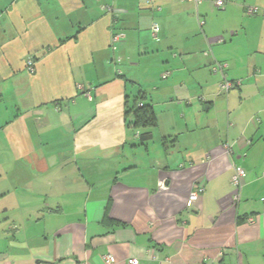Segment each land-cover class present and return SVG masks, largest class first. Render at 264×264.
<instances>
[{"label": "crops", "instance_id": "crops-1", "mask_svg": "<svg viewBox=\"0 0 264 264\" xmlns=\"http://www.w3.org/2000/svg\"><path fill=\"white\" fill-rule=\"evenodd\" d=\"M148 1L0 0V264H264V0Z\"/></svg>", "mask_w": 264, "mask_h": 264}, {"label": "built area", "instance_id": "built-area-1", "mask_svg": "<svg viewBox=\"0 0 264 264\" xmlns=\"http://www.w3.org/2000/svg\"><path fill=\"white\" fill-rule=\"evenodd\" d=\"M181 2H185V1H193L195 2L197 5L201 3L202 0H180ZM147 4L149 6H153V2L151 0H149L147 2ZM217 6L219 7H223L225 6L224 1H218L217 2ZM103 10H107L108 8L104 7L102 8ZM109 10V9H108ZM262 11L258 8V7H248L247 8V13L249 15H257L259 13H261ZM152 31H153V36L154 38H157V34H158V25L156 23H153V27H152ZM125 39L124 34L121 33H117L114 34L112 37V49L113 51L117 50V44H119L121 41H123ZM222 41V40H221ZM27 64V70L34 74L36 71L35 68V58L34 56H29L27 58L26 61ZM227 65L225 64H217L213 71L214 72H224V70L226 69ZM171 76V72H165V77H169ZM241 85L240 82H233L230 80H227L226 78L224 79L222 85H221V90L225 93H228L236 88H238ZM79 90H81L83 93H85L89 99H91L90 97V93L85 89L84 86H79ZM140 107H143L144 104L140 103L139 105ZM228 150L229 153L232 154L234 152V148L233 146L228 145ZM247 176V173L245 171V169L239 165L234 166L233 168V176H232V185L236 188V190L239 192L241 190V188L244 185V180ZM164 187V183L160 182V188ZM204 191V187L202 185H198L190 194L188 202H187V210L189 211H193L196 209L197 203L200 201L201 195ZM240 196L237 193L235 195V200L239 201ZM104 261L106 264H118V260L116 258V256H114L113 254L109 253L106 254L103 257ZM127 264H141L140 260L138 258H130L127 261Z\"/></svg>", "mask_w": 264, "mask_h": 264}, {"label": "trees", "instance_id": "trees-1", "mask_svg": "<svg viewBox=\"0 0 264 264\" xmlns=\"http://www.w3.org/2000/svg\"><path fill=\"white\" fill-rule=\"evenodd\" d=\"M145 100V96H138L134 101L135 103L133 107L131 109L127 107L126 109L125 115L126 118L130 120L129 125L135 129L146 128L149 126H154L156 124V118L153 109L150 106L144 104ZM140 103H143L144 106L140 107ZM150 139V133L141 135V141H148Z\"/></svg>", "mask_w": 264, "mask_h": 264}, {"label": "rangeland", "instance_id": "rangeland-1", "mask_svg": "<svg viewBox=\"0 0 264 264\" xmlns=\"http://www.w3.org/2000/svg\"><path fill=\"white\" fill-rule=\"evenodd\" d=\"M119 47V44H117V48Z\"/></svg>", "mask_w": 264, "mask_h": 264}]
</instances>
